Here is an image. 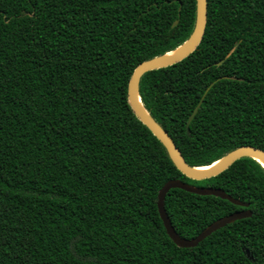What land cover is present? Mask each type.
<instances>
[{"label":"trees","instance_id":"1","mask_svg":"<svg viewBox=\"0 0 264 264\" xmlns=\"http://www.w3.org/2000/svg\"><path fill=\"white\" fill-rule=\"evenodd\" d=\"M205 2L196 47L137 82L189 167L264 151V0ZM194 15L195 0H0V264H264V167L188 178L128 103L135 67L182 45ZM169 179L247 204L169 189L182 238L250 215L179 247L156 208Z\"/></svg>","mask_w":264,"mask_h":264},{"label":"water","instance_id":"2","mask_svg":"<svg viewBox=\"0 0 264 264\" xmlns=\"http://www.w3.org/2000/svg\"><path fill=\"white\" fill-rule=\"evenodd\" d=\"M205 17H206V2L205 0H195V15H194V25L192 32L188 39L185 42H188L185 47L179 51L178 53H175L174 55L167 57V58H161V56L152 58L146 61H143L139 63L133 72L130 75L128 85H127V99L128 103L131 106L134 114L136 117L151 131V133L160 141V143L165 148L166 152L168 153L170 159L172 160L173 164L176 166V168L184 174L186 177L191 179H202L205 177L213 176L225 169L228 165H230L233 161L236 159L243 157V156H249L257 160L263 167L264 165L261 163L260 160L264 162V151L252 147V146H239L234 148L233 150L229 151L224 157H222L220 163L215 167H207L204 171H195L194 169L197 167H189L185 164L183 161L181 155L179 154L177 148L175 147L172 140L169 138V136L166 134V132L158 125L156 124L148 115L144 107L142 106L139 96L137 94V82L140 78V76L149 70L165 67L167 65H170L172 63H175L185 57L187 54H189L198 44L200 41V38L203 33L204 25H205ZM184 42V43H185ZM183 43V44H184ZM182 44V45H183ZM181 46V45H180ZM179 46V47H180ZM177 49V48H176ZM171 52V51H170ZM168 53V52H167ZM166 54V53H165ZM164 54V55H165ZM202 98V97H201ZM201 98L196 103V105L193 107L192 111L188 115L184 129L185 133L187 134L188 130V123L192 119L193 115L195 114ZM260 159V160H259ZM212 165V164H211ZM210 166V165H209ZM172 188H178L182 189L184 191L195 193L199 195H212L219 197L221 199L228 200L229 202L237 205L247 206L246 203H242L237 199L232 198L230 195L226 194L222 189L220 188H213V187H200V186H192L189 185L179 179H169L165 181L162 186L157 191V200H156V208L159 215V218L162 222V225L164 227V230L168 237L171 239V241L179 246V247H192L195 246L199 241H201L204 237L209 235L214 230L224 226L225 224H228L234 220L241 219L248 217L250 215V211L247 209L238 210L235 212H232L228 215L222 216L217 218L216 220L209 223L207 226H205L197 235L190 239H185L180 237L171 226V223L165 213L164 207H163V198L166 194V192L169 189Z\"/></svg>","mask_w":264,"mask_h":264},{"label":"bare ground","instance_id":"3","mask_svg":"<svg viewBox=\"0 0 264 264\" xmlns=\"http://www.w3.org/2000/svg\"><path fill=\"white\" fill-rule=\"evenodd\" d=\"M187 43H188V42H185L183 45H181V46L178 47L177 49H175V50H173V51H171V52H169V53H166L165 55L161 56V58H167V57H170V56L174 55L175 53H178L179 51H181V50L185 47V45H187ZM259 160H260V159H259ZM220 161H221V160H218V161H216L215 163H213L212 165L207 166V167H215V166H217V165L220 163ZM260 161H261V163L264 165V162H263L262 160H260ZM207 167H206V166H204V167H197V168H195L194 170L200 172V171H204L205 169H207Z\"/></svg>","mask_w":264,"mask_h":264}]
</instances>
